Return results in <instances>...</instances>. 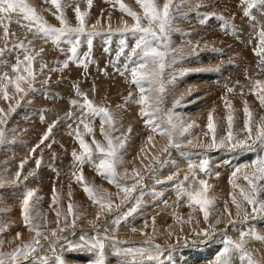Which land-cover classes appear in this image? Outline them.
<instances>
[{
    "label": "rangeland",
    "instance_id": "obj_1",
    "mask_svg": "<svg viewBox=\"0 0 264 264\" xmlns=\"http://www.w3.org/2000/svg\"><path fill=\"white\" fill-rule=\"evenodd\" d=\"M27 2L49 24L60 27L55 18L58 15L56 8L50 2ZM155 2L162 6L165 0ZM180 2L173 0L174 4ZM120 3L143 14L137 0H120ZM120 3L116 0H92L89 7L87 0H61L64 14L73 27L78 23L75 18L77 6L88 13L85 17L86 31L94 35L80 37L78 46L79 60H84L85 53L89 54L86 68L77 66L76 62L63 67L71 55L67 51L70 45L62 39L59 48L65 51L61 52L51 41L34 38L32 32L21 26L27 21L15 14L11 23L5 20L9 31L7 42L2 39L4 29L0 26V48L6 46L5 56L0 58L6 59V63H0V75L7 72L9 77L15 76L12 66L16 63L17 53L7 51L15 43L24 40L27 44L32 40L34 52L44 49L33 62L36 76L34 91L24 84L25 91L16 93L10 84L7 100L0 92V115L6 119V123L0 126L6 133L5 142L0 144V227L3 228L0 240L4 241L0 251L9 252L35 238V233L25 227L22 218V201L29 190L35 193L29 202L30 214L36 217L33 223L39 225L42 233L39 238L42 247L24 259L22 264H57L58 259L63 264H94L96 253L87 247H77L74 240L79 235L95 237L105 234L122 242L117 248L148 247L144 241L149 237H153L152 244L160 245L159 253L153 250L142 255H112L108 251L109 254L105 253L106 264H133V261L135 264H215L209 256L216 257L223 246L222 230L228 220L225 206L235 218L232 195L239 198L240 188H247L243 173H250L256 161L264 160V144L251 140L248 148L230 145L191 147L187 144L189 139L193 144L212 142L213 133L207 127L209 113L213 116L217 140L226 139L229 131L236 137L245 138L248 134L244 128L245 102L251 113L250 123L254 132L256 126L264 123V106L252 93L253 82L264 81V71H261L264 61L254 54V50L260 51L257 45L259 32L264 30V4L258 3L251 9V16L246 17L244 0H183L180 9L173 13L174 30L170 34L171 51L163 74L166 92L162 108L180 120L195 122L189 132L179 138L180 147L175 148L168 146L166 136L153 133L145 126V118L140 115L141 106L134 102L139 99V88L131 83L130 72L121 74L116 71L117 68L123 71L126 57L136 41L135 36L123 31L125 22L131 25L135 21L121 12ZM224 21L228 27L224 26ZM71 39L74 41L76 37ZM88 39L92 41L91 46ZM20 59L23 60L22 53ZM42 64L46 66L41 67ZM53 68L58 71H50ZM229 88L233 91L229 92ZM77 89L86 94L94 106L107 108L115 117L117 131L112 135L123 134L126 137L125 147L120 150L124 163L118 167V180L128 187L136 184L134 191L125 197L123 191L98 174L93 163L85 162L82 166L84 183L106 193L105 198L112 202V207L105 208L99 218L100 206L88 197L73 175L81 172L72 153L82 152L77 132L90 145L96 163L99 162V153L92 143L93 138L105 147L107 141L101 134V116L85 118L91 124V133L80 123V117L86 110L71 104L72 100H76L78 105L84 103V97L77 95ZM129 93L132 99L125 103ZM226 101L230 102L231 109L226 107ZM229 114L233 116L231 129L227 122ZM53 122L55 126H52ZM50 126L51 133L48 132ZM129 127L131 133L127 131ZM103 129L110 132L107 124ZM45 135L48 139L42 141ZM149 136L153 137L152 142L148 141ZM165 147L167 151H164ZM133 170L141 172L138 178H133ZM17 172H20L19 178L16 177ZM234 173L236 178L233 180ZM141 176L143 179L137 183ZM186 176L188 180H185ZM193 176L196 181H206L208 197H215L208 207V223L204 222L199 206L190 207L187 196L180 195L199 188L198 183L194 184ZM233 183L240 187L233 189ZM53 188L56 203L53 202ZM69 204L73 206L72 214L68 213ZM245 206L251 213V207ZM57 212L61 214L59 223ZM80 218L84 220L80 221ZM216 218L221 220L218 225L215 224ZM85 219H92L93 223L88 224ZM73 220H77L76 226L66 227L69 221L72 225ZM115 221H118L117 226ZM78 222L80 226H77ZM211 225H215L214 235L209 238L197 235ZM52 226L57 235L51 233L44 239L45 233L52 231ZM60 228L65 230L59 231ZM239 229L264 235V214H250L247 223H237L235 230L229 225L227 234L236 240ZM77 231L80 234L76 235ZM18 232L19 239L16 238ZM247 248L253 252L254 258H264V242L251 239ZM238 264H246V261L239 260Z\"/></svg>",
    "mask_w": 264,
    "mask_h": 264
},
{
    "label": "snow or ice",
    "instance_id": "obj_2",
    "mask_svg": "<svg viewBox=\"0 0 264 264\" xmlns=\"http://www.w3.org/2000/svg\"><path fill=\"white\" fill-rule=\"evenodd\" d=\"M45 3L50 2L56 8L58 15H55L56 20L59 21L60 27H55L49 24L45 18L38 14L37 10L32 7L27 0H0V26L4 29V34L2 39L7 42L9 39L8 23H11L13 14L22 18L23 21H27V24H22L21 26L26 27L29 32L33 33L34 38L39 37L44 40V42L51 41L53 45L59 48L62 39L65 40L70 47L67 49L70 52L68 60L64 62L63 67H68L69 62H76L77 66H83L86 68L89 59V54H84V60H79L78 58V46L81 43L80 37L82 36H92L94 33L86 31V20L85 17L88 15L87 12H82L77 6L75 8V18L77 20V26L73 27L69 24L67 17L63 11V5L61 0H44ZM120 3V0H116ZM247 5V10H245L244 15L251 16V9L255 8L257 4H264V0H244ZM89 7H91L92 0H87ZM137 3L143 10V14L140 15L130 8H127L123 3H120L121 12L126 13L131 16L134 24L128 25L125 22L123 31L125 33H131L136 37L134 46L130 49L127 57L126 63L124 65L123 71L117 68L116 71L130 72L131 83L135 84L139 88V99L134 101L141 106L140 115L145 118V126L148 127L151 132L157 133L160 136H166L168 139V146L179 148L180 147V137L185 136L189 129L194 126V121L191 123L180 120L174 116L171 111H165L162 108L164 101V94L166 92V85L163 80V74L165 68L168 66L166 58L171 51L170 45V34L174 30L173 13L180 9L183 0L180 3H173V0H165L163 5H159L155 0H137ZM223 20V17H221ZM5 20L8 23H5ZM224 26L228 27L227 21H224ZM94 27V26H93ZM234 27V26H233ZM14 35V33L12 34ZM76 37L73 41L71 38ZM259 41L257 47L260 49L259 52L254 50V54L261 56L262 61H264V30L259 32ZM27 39V37H25ZM91 39H88V45L91 46ZM61 52L65 51L63 48H59ZM5 48H0V58L5 56ZM9 53L16 51V63L12 66V72L15 73L14 77H9L8 73L5 72L0 75V92H3L4 99H8L7 89L9 85H13L16 93L24 92L25 89L22 85L27 84L28 89L34 91L33 82L36 80V76L33 73V62L37 56L44 52V49H39L38 52H34L32 49V40H28L25 44L24 40L15 43L12 49H7ZM23 54V60L20 59V54ZM0 63H6V59H0ZM132 65L129 67V65ZM46 65H41L45 67ZM50 71H58V69L53 68ZM264 71V67L261 68ZM174 79V78H173ZM229 92L233 89L229 88ZM252 93L257 96L261 106H264V81L256 80L252 85ZM77 95H82L84 97V103L78 105L76 100H72L71 104L73 106L82 107L86 111L82 113L80 117V123L83 124L84 129L91 133L93 131L90 122H88L86 117H96L101 116V134L107 141V146H103L100 142L93 138L92 143L96 145V152L99 153V162L96 163L94 160V152L92 151L90 145L85 142L83 138L80 137L79 132H77V140L82 152L78 154L73 151L72 156L74 161L80 166V175L75 176L78 183L83 187V190L88 195V197L96 204L100 206L101 212L97 213V218L102 214L105 208L110 209L112 207L111 200L105 198L106 193H101L95 190L93 187L84 183V178L82 175V166L85 162L93 163L98 174L103 178L108 180L109 183L113 184L115 187L120 189L125 193V197L134 191L136 184L131 187L126 185H121L119 183L118 177L120 176L118 172V167L124 163L122 156L120 155V150L125 147L126 137L121 134L120 136L112 135L117 131L115 126V117L110 113V111L105 107H96L93 103L87 99L86 94H82L77 89ZM132 99V94L129 93L125 100ZM119 107V106H118ZM226 107L231 109L230 102L226 101ZM2 111V110H0ZM245 112V123L244 128L248 133L243 139L233 135L231 131L228 132L227 138H220L219 140L215 137V125L213 123V116L211 113L208 115V130L213 133L212 142L210 144H193L191 139L187 140V144L191 147H208V148H218L230 145L233 148H248L250 147L248 141L251 140L253 143L259 142L264 144V123L256 126L255 132L253 130V125L250 123L251 113L249 112L247 103L245 102L244 107ZM71 117V113H68ZM228 128L233 127V116L229 114L227 116ZM6 123V119L0 115V126ZM107 124L109 126L110 132H105L103 125ZM166 125V126H165ZM55 126V122L53 125ZM52 126L49 127L48 132L51 133ZM71 127V125H69ZM128 133H131V128H128ZM6 139V133L3 127H0V144H3ZM48 139L45 135L42 137V141ZM153 137L149 136L148 141L152 142ZM164 151H167L165 147ZM156 159V157H153ZM37 166H39L40 161L38 160ZM22 167V165H21ZM253 171L244 172L243 178L247 181V188H240L239 198L236 195H232V204L235 206L236 213L235 218L232 217L231 212H229L227 206H225V212L228 214V220L225 224L224 236L222 238V248L219 250L215 257V264H238L239 260L246 261V264H264V258L256 259L254 258L253 252L248 250L247 244L249 240L255 239L264 242V235L257 234L251 230L245 231L244 229H239V235L236 240H233L231 236L227 234V228L229 225L236 229L237 223H247L250 214L260 215L264 214V160L256 161L252 166ZM238 172L240 170H237ZM139 176L138 173L133 170V178ZM16 177H20V172L16 173ZM236 178V173L233 174V180ZM143 178L140 177L137 183ZM188 180V176L185 177ZM193 182L198 183L199 188H193V190L188 192H181L180 195L187 196L189 201V206H199L200 211L203 213L204 222L208 223L209 211L208 207L213 203L215 197H208L207 193L209 191V185L206 181L199 180L196 181L193 176ZM233 189L239 188L240 186L233 183ZM35 193L29 190L22 201V218L25 223V227L35 233V238L31 241L24 243L15 247L9 252L0 251V264H22V261L28 256L32 255L37 251L40 245V237L42 236L39 230V225L33 223L36 217L30 214L29 202ZM53 202H57V196L55 188H53ZM251 207V213H249L248 207ZM68 213H73V206L69 204ZM60 213L57 212V223H59ZM66 219V217H65ZM191 222V218L189 219ZM93 223V222H90ZM221 223L219 218H216L215 224ZM75 226V220L71 225ZM3 228L0 227V231ZM64 228H60L59 231H64ZM135 231V229H133ZM215 225H211L208 229H203L198 232L197 235L203 236L204 238H209L215 234ZM107 233V229H105ZM143 234V233H142ZM52 235L56 236V230L52 231ZM171 235V233H169ZM16 238H20V233H16ZM47 239V236L43 237ZM59 239V237H57ZM83 242L79 247H87L96 253V259L94 264H106L105 261V245L111 244V246L116 250V254H144L150 251H156L159 253L160 245L152 244L153 237H149L144 241L145 245L148 247H126L117 248L116 246L122 242L115 240L113 237H109L107 234L100 236L96 235L92 238H87L85 236L80 237ZM4 244L3 240H0V248ZM57 264H63L62 260L57 261ZM135 264V261H133Z\"/></svg>",
    "mask_w": 264,
    "mask_h": 264
},
{
    "label": "bare ground",
    "instance_id": "obj_3",
    "mask_svg": "<svg viewBox=\"0 0 264 264\" xmlns=\"http://www.w3.org/2000/svg\"><path fill=\"white\" fill-rule=\"evenodd\" d=\"M140 158H141V157H140ZM145 159H146V158H145ZM141 162H142V161H141ZM144 162H145V161H144ZM146 162H147V161H146ZM146 162H145V163H146ZM147 163H148V162H147ZM138 165H140V164H138ZM143 165H144V164H143ZM149 165H150V164H149ZM140 168H141V167H140ZM142 168H143V167H142ZM147 168H148V167H147ZM138 170H139V169H138ZM155 170H156V169H155ZM141 171H142V170H141ZM145 171H146V170H145ZM145 171H143V172H145ZM137 172H139V171H137ZM139 173H141V172H139ZM139 173H138V174H139ZM145 173H146V172H145ZM145 173H143V175H144ZM141 175H142V174H141ZM141 177H142V176H141ZM143 177H144V176H143ZM137 178H138V177H137ZM139 178H140V177H139ZM131 180H132V179H131ZM134 183H135V182H134ZM147 184H148V182H147ZM149 184H150V183H149ZM85 200H86V198H85ZM67 216H68V215H67ZM55 217H56V216H55ZM91 217H93V216H91ZM93 218H94V217H93ZM100 218H101V217H100ZM80 219H81L80 221H83V220H84V218H80ZM45 220H46V219H45ZM47 220H48V219H47ZM68 220H70V219H68ZM87 220H88V219H85V222H86ZM89 220H90V219H89ZM91 220H92V219H91ZM91 220H90V221H87V223L89 224V222H91ZM115 220H116V219H115ZM76 221H77V220H76ZM76 221H75V222H76ZM78 221H79V220H78ZM53 222H54V221H53ZM92 222H93V221H92ZM105 222H106V221H105ZM108 222H109V221H108ZM117 222H118V221H115V224H116ZM65 223H66V222H65ZM65 223H64V225H65ZM69 223H71V222L69 221ZM69 223L66 224V227H67V226H68V227L71 226V224H69ZM72 223H73V222H72ZM76 223H77V222H76ZM79 223H80V222H78L77 226H78V225L80 226ZM82 223H83V222H82ZM109 223H110V222H109ZM109 223H108V225H111V224H109ZM111 223H112V222H111ZM91 224H92V223H91ZM91 224H90V225H91ZM112 224H113V223H112ZM106 225H107V224H106ZM117 225H118V224H116V226H117ZM54 226H55V225H54ZM75 226H76V224H75ZM92 226H94V225H92ZM111 226H112V225H111ZM111 226H110V227H111ZM71 227H72V226H71ZM107 227H108V226H107ZM54 228H55V227H54ZM54 228H53V226H52L51 230L53 231ZM96 228H97V227H96ZM57 229H58V228H57ZM82 229H84V228H82ZM105 229H106V228H105ZM111 229H112V228H111ZM114 229H115V228H114ZM117 229H118V228H117ZM54 230H55V229H54ZM71 230H72V229H71ZM52 231H49L47 234L45 233V235L48 236L49 234L52 233ZM67 232H68V231H67ZM69 232H70V231H69ZM71 233H72V232H71ZM78 233H79V232L77 231L76 235H78ZM99 233H100V232H99ZM74 234H75V232H74ZM79 234H80V233H79ZM72 235H73V234H72ZM87 235H88V234H87ZM73 236H74V235H73ZM73 236H69V237H73ZM81 236H82V235H79L78 237L75 236L76 238L74 237V238H75L74 243H76L77 247H78V245H81V244L83 243V242L81 241V239H80ZM83 236L86 237V235H83ZM93 236H94V235H93ZM93 236H92V237H93ZM87 237H88V236H87ZM92 237L89 236L88 238H92ZM65 238H66V237H65ZM74 238H73V239H74ZM64 241H65V240H64ZM64 241H63V242H64ZM66 241H67V240H66ZM68 243H70V242H68ZM60 245H61V244H60ZM108 246H109V247H108ZM108 246L105 247V250H107V251H105V253L109 254V252H110V253H112V255H115V254H116L115 249L111 248L109 244H108ZM67 248H68V247H67ZM67 248H66V250H67ZM119 248H121V247H119ZM1 249H2V248H1ZM59 249H60V248H59ZM59 249H58V250H59ZM80 249H81V248H80ZM62 250H64V249H62ZM66 250H64V251H66ZM69 250H70V249H69ZM219 250H220V248H219ZM55 251H56V250H55ZM60 251H61V249H60ZM108 251H109V252H108ZM57 252H58V251H57ZM61 252H63V251H61ZM202 252H203V254H204V251H202ZM40 253H41V252H40ZM113 253H114V254H113ZM217 253H218V252H217ZM41 254H42V253H41ZM47 254H48V253H47ZM61 254H63V253H61ZM107 254H105V255H107ZM146 254H147V253H146ZM140 255H141V254H140ZM204 255H205V254H204ZM214 255H215V254H214ZM216 255H217V254H216ZM110 256H111V255H110ZM204 257H205V256H204ZM209 258H210V259H213V261L215 262V257H213V256H209ZM203 260H204V259H203Z\"/></svg>",
    "mask_w": 264,
    "mask_h": 264
},
{
    "label": "built area",
    "instance_id": "obj_4",
    "mask_svg": "<svg viewBox=\"0 0 264 264\" xmlns=\"http://www.w3.org/2000/svg\"><path fill=\"white\" fill-rule=\"evenodd\" d=\"M218 1H223V0H218ZM235 33H237V32H235ZM241 59L239 58V61H240Z\"/></svg>",
    "mask_w": 264,
    "mask_h": 264
}]
</instances>
